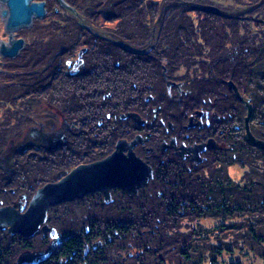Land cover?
<instances>
[{
  "label": "trees",
  "instance_id": "obj_1",
  "mask_svg": "<svg viewBox=\"0 0 264 264\" xmlns=\"http://www.w3.org/2000/svg\"><path fill=\"white\" fill-rule=\"evenodd\" d=\"M170 1L115 0L102 12L88 14L114 22L110 30L118 37L115 44L101 45L98 55L89 56L90 60L99 59L96 68L72 77L57 74L51 78L47 73L36 84L25 85L26 94L36 93L58 107L76 127L69 129L66 144L57 149L43 154L16 151L11 169L2 174L0 202L10 194L9 188H25L33 194L42 183L61 178L77 164L106 156L118 139H132L143 127L134 123L131 112L149 116L146 125L152 131L146 144L157 156L150 153L144 159L153 177L136 194L111 189L108 202L96 191L50 206L45 224L57 237H50L43 228L30 237L10 235L0 228V264H12L18 253L36 252L37 248L45 250L36 253L32 264H167L169 256L165 254L170 247L178 262L197 264L200 244L189 243L195 231L184 233L179 226L182 219L198 217L202 211L224 221L244 216L242 223L230 226L243 232V241L263 246L264 150L245 137L244 121L248 115L250 134L264 140V44L245 37L242 42L256 45L255 52H222L241 28L249 29L247 21L259 22L247 15L261 8L264 0H251L237 9L195 0ZM171 23L176 25L175 32H168ZM156 25L152 46L169 44L158 58L150 53L124 52L122 48L146 45L154 37ZM171 37L175 43L169 42ZM166 55L170 57L164 59ZM249 57L254 59L248 61ZM162 64L171 76L168 78L182 82L179 92L172 88V94L167 93L168 78L161 73ZM183 65H198L201 75L186 81L176 79L174 73ZM208 100L224 117L228 149L223 157L219 150L212 152L202 168H193L160 150L161 129L151 124L158 121L152 120V108L161 114L164 126L179 129L188 114ZM247 104L251 106L249 114ZM234 158L250 167L242 183L227 175ZM222 250L233 248L213 246L212 264H217L214 253Z\"/></svg>",
  "mask_w": 264,
  "mask_h": 264
},
{
  "label": "flooded vegetation",
  "instance_id": "obj_2",
  "mask_svg": "<svg viewBox=\"0 0 264 264\" xmlns=\"http://www.w3.org/2000/svg\"><path fill=\"white\" fill-rule=\"evenodd\" d=\"M69 2H71L69 3V6L73 8L75 12L65 7H62V10L64 12H71L74 15H65L62 16V18H58L57 20H55L56 17H53V20H51L49 22V25L47 26L48 28H51L50 32L48 31V41H46L47 44H50V46L47 47L43 52L39 51L38 48L34 50V46H32L30 54H27V60L25 62L26 64L21 65L26 66V68L28 69L31 68V74L34 73V76H30L32 78V85L39 82V80H41V77L47 76V73H50L49 75L51 76V78H55L57 74L72 77L78 72H81L87 68L92 67L93 69H95L99 63V59L94 58L93 60H90L89 56L98 55V51L100 50L101 45L107 46L108 44H115L116 40H118V37L115 35V33L110 30L114 27V22H110L104 17L94 18L92 16H86L90 21L89 23H86L84 22L83 18H80V16L77 15L79 9L76 7V4L80 1L72 0ZM43 18H45V16ZM98 18H104V20H107L111 25H109L105 29L103 28L102 32H98V25L94 24ZM58 33L63 37L62 40L56 37ZM14 36L16 37L15 34ZM23 40L25 45V39L23 38ZM34 44L35 46L38 45L37 42H35ZM23 47L21 49H23ZM122 49L126 53H150L157 58L164 51V49H161L159 47H149L146 45H144L142 48L126 47ZM18 53L14 57H16ZM1 57L7 58V56ZM29 59H31L32 61H30ZM161 66L162 75L168 78L170 75L168 76V74H166V70L163 64ZM181 85V81L168 78L166 80L167 93L172 94V88L177 89L176 91L179 92ZM1 95L2 91H0V99ZM14 98L17 101L18 99H22L26 102H30L31 104H47L48 106L46 107L48 111L44 110V114L40 113V115H36V118L32 117L30 120L33 124L28 129V132L25 134V136H23L21 139H18L16 144L13 145L11 149H9V153L0 155V182L2 181V174H4V172H8L11 169L13 164V154L16 151L19 150L22 152H32V154H36L42 151L44 152L57 149L66 144L69 129L72 126L67 116L64 115L58 107L53 106L50 102L41 100L39 96L36 95V93L31 92L29 94H26V92L22 91L17 96H14ZM52 108H56L59 111L61 115L60 117L62 118L60 124H58V117L56 118L51 113L50 110H52ZM154 111L155 109L152 108V120L154 121V119H157L158 121H154V125L153 123L151 124L152 126H155L156 129H161L160 150L162 152L171 153L172 155L176 156L177 159H181L185 165L191 166L193 168H202L207 163V158L212 152L215 153L219 150L220 157L226 155L228 143L226 141V125L223 122L224 117L215 112L209 100L208 103L194 108L192 112L188 114L186 123L183 124L179 129L177 128V126L175 127L171 124H168V127L164 126V123L160 116L161 114ZM137 114L143 121L142 124L135 121L133 118L131 119L134 121V123H136L140 127H143L142 129L147 128V119L145 117H141L139 113ZM137 128L138 130L141 129L139 127ZM141 131L140 133L137 132L135 135H140L142 137V141L138 142L133 147V151L135 148H137L139 152L141 154H144V157L146 158L150 157V153L153 156H157L152 147L146 146L147 131H143V133ZM259 140L262 141V139ZM197 153L199 157L198 161L196 160ZM9 192L10 194L4 196L5 200L0 202V207L7 205L14 206L17 210L23 211L29 201V199L27 200L26 194L18 190L16 191V189L14 190V188H9ZM11 196L15 197V199H12L9 202L8 200ZM24 199L25 204L21 206L19 203L24 201ZM44 226L45 230L51 228L46 224ZM0 228L7 231L6 227ZM7 233L9 232L7 231ZM56 243L57 241L54 243L52 242V246L56 245ZM25 252L26 251L18 253L12 264H17V259L21 254ZM23 264H26V262H23Z\"/></svg>",
  "mask_w": 264,
  "mask_h": 264
},
{
  "label": "rangeland",
  "instance_id": "obj_3",
  "mask_svg": "<svg viewBox=\"0 0 264 264\" xmlns=\"http://www.w3.org/2000/svg\"><path fill=\"white\" fill-rule=\"evenodd\" d=\"M44 1L46 3L45 18L34 19V22L29 28L20 29L15 32L16 37H23L25 39V45L23 49H21L18 55L14 58H9V57L6 58V57L0 56V91H2V95L0 99V155L9 153L10 152L9 149H11V147H13V145L16 144L18 139H21L23 136H25V134L28 132V129L33 124L30 120L32 117L36 118L37 117L36 115H40V113L44 114V110L45 111L47 110V107H46L48 106L47 104H43V103L31 104L30 102H26L22 99H18L17 101L14 98V96H17L22 91L25 92V89H24L25 85L31 84L32 82L31 81L32 78L30 76L31 75L34 76V73L31 74L32 72L31 68L28 69L26 68V66H21L23 64H26L25 62L27 60V54H30V50L32 49L31 47L34 46L33 47L34 50L38 48L39 51L43 52L45 51L47 47L50 46V44L49 43L47 44L46 42L48 41V34H49L48 31L50 32V29H51L47 27L49 25V22L53 20V17H56V19L55 18L54 19L57 20L58 18H62V16H65V15H69V16L74 15L71 12H67V11L64 12L62 10L63 6H61L57 0H44ZM69 1H72V0H65V2L68 5L69 3H71ZM113 1L115 0H108V3H106V1L104 2V4L106 3L105 5L103 4L100 5V3H97V1L94 2L92 0H83V1L81 0L80 2H77L76 4L77 5L76 7L79 9V11L77 12V15L80 16V18H83L84 22L89 23L90 21L86 17L88 16V14L93 13L94 11H97L98 13L100 11L102 12V10H105L107 8L106 5L112 4ZM154 1H160V0H154ZM195 1L211 2L212 4H218L220 6H223L224 8L228 7L232 9H237L240 7H244L246 4H249L251 0H195ZM170 3L171 1L169 2V0H167L166 4H170ZM249 14L247 15L248 18H251L253 20H258L259 22L256 23L252 21L251 22L247 21V24L249 25V29L248 30H245L244 28L240 29L239 36L236 38L235 37L232 38V40L230 41L229 48L223 50L222 53L224 55L236 53V52L245 53L248 51L247 52L248 54H250L251 51L255 52L257 50L256 45H246L247 43L242 42L245 37H248L250 39L259 40V44L261 43L264 44V2L261 8ZM190 16L194 18L195 14L190 13ZM94 24L98 25V29H97L98 32H102L103 28L105 29L106 27L111 25L109 24L107 20H104V18L103 19L98 18ZM168 27H169L168 32H171V31L175 32L176 25L171 23L168 25ZM155 28L156 29H154V33H155L154 37L150 39V41L146 44V46L153 47L152 45L156 41V37H157L158 26L156 25ZM56 37H58L61 40L63 39V37L59 35V33ZM0 40H3V41L7 40V34L5 33L3 29V22L1 18H0ZM35 42L38 43L37 46H35L34 44ZM169 42L175 43V41L172 40V37L169 40ZM168 45L169 44L160 45L159 48L168 49L167 48ZM169 57L170 55H166L164 59H168ZM195 59L197 60L198 58H195ZM249 59L250 61H252V59L254 58L249 57L248 61ZM29 60L32 61L31 59ZM197 66L198 65H191L190 67H187L186 65L180 66V68L174 73L176 79L181 78V79H184L185 81L196 79L198 76L201 75L200 72L197 70ZM186 84L189 85L188 82ZM50 111L56 118L58 117V124H60V122L62 121V118L60 117L61 115L59 111L56 108L55 109L52 108V110ZM131 113H135V112H131ZM148 117L149 116L147 115L146 118ZM152 123L153 125L155 124L154 122ZM74 126L76 127V125H72L70 129H73ZM142 131H147V134H148L150 133V131H152V128L147 127V128L142 129ZM114 146L111 148L110 153L113 151ZM146 146H148V144H146ZM134 151L137 156L145 160L144 154L141 155L138 149H134ZM43 153L44 152L42 151V152H39L38 154H43ZM30 154H32V152H30ZM102 158H99V159H102ZM99 159H95L89 162H93ZM237 159L234 158L235 162L227 167V175L234 182L242 183L243 176L245 172L250 171V167L241 165L239 161H237ZM89 162H85V163H89ZM259 163L260 165H262V161H260ZM204 170H205L204 172L205 175H207L208 173L207 168H205ZM49 182H53V181H49ZM45 183H48V182H45ZM45 183H42V185ZM17 190L20 191L19 188H16V191ZM21 192L26 194L27 200L30 199L31 196L33 195L32 192L28 193L25 190V188H23ZM12 199H15V197L13 196L9 197L8 201L10 202ZM19 204L23 206L25 204V199ZM59 206L62 207L63 204H60ZM244 220H246V218L244 216H240V217L230 218L224 221L221 218L206 215L205 212L202 211V215L198 217L182 219L181 224L179 226L180 227L179 231L184 232V233L195 231L193 235L191 233V236L194 239L193 240L190 239L189 243L191 242L193 245L197 243L200 244L199 247L201 249L200 250L201 255H198L197 257L194 255L196 257L195 261L197 262V264H212L211 263L212 255L210 253V249L213 246H217V245H220V246L222 245L225 247L230 246L233 248V251L232 250H222L220 254L214 253L215 263L217 262V264H231V262L239 263V264H264V244L263 246L259 247L258 245L257 246L254 245L251 241H246V242L243 241L242 239L244 238L243 232H241L240 230H235L237 228H232L230 226L233 223L241 222ZM223 226L225 228H222ZM171 240L172 239L169 240L170 241L169 244L172 242ZM235 240H237V242H235ZM233 245H235L236 247H234ZM51 247L53 246L52 245L49 246L48 249H50ZM170 248L165 254L166 256H169L166 260L167 264H181L182 262L181 263L178 262L177 261L178 259L176 260L175 258H172L173 256L171 255V252L173 251V249L172 248L170 249ZM37 249H35L36 252L32 251L31 253H34V254L42 253L45 250V249H40V250H37ZM35 259H37L36 255H35L34 260ZM182 264H189V263L186 261H183Z\"/></svg>",
  "mask_w": 264,
  "mask_h": 264
},
{
  "label": "water",
  "instance_id": "obj_4",
  "mask_svg": "<svg viewBox=\"0 0 264 264\" xmlns=\"http://www.w3.org/2000/svg\"><path fill=\"white\" fill-rule=\"evenodd\" d=\"M57 1L61 6L75 12L65 0ZM45 14L44 0H0V18L7 34L6 41L0 40V55L14 57L24 45L23 38L15 37V32L31 26L34 19L43 18ZM228 85L234 88L231 81H228ZM247 110L249 114L250 104H247ZM130 116L143 123L138 114L130 113ZM247 122L248 115L245 117V137L264 149V142L250 134ZM141 141L140 135H135L130 141L118 139L109 155L93 162L78 164L57 181L38 187L24 211H19L14 206H1L0 227H6L10 234L30 237L40 228L45 229L47 211L52 205L82 198L85 194L96 191L108 202L111 199L110 190L113 188H119L128 195L136 194L153 177V170L148 162L133 151V147ZM196 160H199L198 153ZM47 230L50 237H57L53 228ZM35 255L31 252L23 253L17 259V264H32Z\"/></svg>",
  "mask_w": 264,
  "mask_h": 264
}]
</instances>
